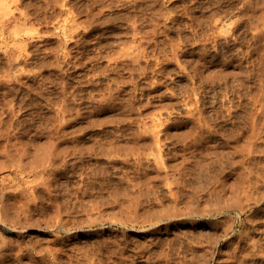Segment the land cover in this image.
Segmentation results:
<instances>
[{
  "label": "rangeland",
  "instance_id": "1",
  "mask_svg": "<svg viewBox=\"0 0 264 264\" xmlns=\"http://www.w3.org/2000/svg\"><path fill=\"white\" fill-rule=\"evenodd\" d=\"M15 1L17 0H0V6L2 8L7 6L6 4L12 6V8L11 6H7L9 10H7V7L5 9L0 7L2 10V12L1 10L0 12H5L4 14H6V11H9L7 13H13L14 15L13 16L11 14L10 16V14H6V18H0L1 21L3 20V24L0 22V25L2 26H0V43L4 40L2 45H0V70H4V75L3 72H0V145H2V148L0 146V153L2 154L6 150V152L3 153L4 155H2L3 157L0 154V170L3 171V173L5 172L6 175H12L11 177H14L16 174H18L15 171L17 164H20L22 160L23 166L25 165V167H23L24 178L27 179L29 177L28 179L31 178L30 180H32V178L33 180H38L40 175H42L40 171H43L48 173L44 175L45 173L42 172L44 181L47 183L51 181L49 187L50 190L46 192L43 191L42 188H39L37 191V199L34 201V203L32 202L33 204H31L30 213H33L31 229H27L18 236H16V233H8L0 230V235L2 237L8 236L7 239L12 241H20L24 245L33 247L32 253L35 256V260L33 259L32 262L31 259L26 256L22 259V264H42L40 262H43L44 264H85L86 262L87 264V261L90 262H88V264H95L97 262V264H110V262H108L109 257H111L109 259V261H112L111 264H124V262L125 264H127V262H130V264H147L146 262H148V264H152L153 262L155 264H181L178 263V260H180L182 264L183 262L185 264H264V258H262L264 257V201L259 206L254 207V209H251L247 212L244 211L247 205L254 203L253 200L264 197V185H262L264 183V179H262L264 176V167H261L264 165V150H262L264 148L262 147L264 146V59L262 58V56L264 57V0H18L16 3L19 5L14 6ZM3 2L7 3L3 5ZM10 8L11 10L14 9V11L12 10V12H10ZM65 12L69 15V17ZM18 13L22 14V16L20 17ZM154 13H160V17L157 14V18L156 14ZM23 14L25 15L23 16ZM1 16H3V14H1L0 17ZM65 16L67 18H64ZM154 17L155 24L153 23ZM9 18L11 20H9ZM12 18H15V20L17 19L16 25H21L22 22L23 24L26 22V24H22L21 29H19L20 27L16 29L19 25H15V28V20ZM74 18H76V20ZM65 19L66 21L64 22L63 20ZM131 19H134L132 23ZM18 20L21 21V23L18 22ZM133 22L135 26L138 22L136 26L137 28L135 26L133 28ZM70 23L72 25L74 23V25L72 26ZM153 24L155 25L154 28L156 30L152 28V26H154ZM62 26L63 28L66 27L65 30L62 28ZM74 26L79 27V29L76 28V33H74ZM67 27L69 29H72L73 27L72 31H74L73 33L76 35L74 36L71 33V30L70 32L67 31L69 30ZM150 29L155 32H151ZM15 30L18 31L15 32ZM213 30L215 31L213 32ZM135 31H137V33ZM142 31L147 32L143 33ZM219 31H221L220 33L222 34H220ZM225 31L228 32V34L224 35ZM134 32L137 36L134 34ZM215 32L219 33V35L217 34V36L213 34ZM14 33L20 34L16 35L17 39L16 36L14 37ZM61 33H63L64 36ZM66 33L68 38H65L67 37ZM132 33L133 36L135 35L133 38H131ZM140 33L142 34L141 36L139 35ZM146 33H148V36H146ZM210 33H212V35ZM143 34L146 35L144 36ZM139 37L140 39L142 37V39L140 40ZM212 38H214V41ZM215 38H217L218 41ZM68 40L69 42H67ZM77 40L79 42H77ZM131 40L134 42H131ZM138 40H140L139 43ZM15 41L19 42L17 43L18 45L20 42L22 43L25 41L23 42L24 46L19 45L20 47L15 48ZM126 41L129 42L130 45L127 46L128 43ZM141 41L143 44H146V47H138L139 45H142L140 43ZM30 42L33 43L31 44ZM125 42L127 44H125ZM178 42H180L179 45L177 44ZM24 43L26 44L27 48L25 47ZM75 43L78 44V47L75 45ZM27 44L29 46H27ZM133 44L138 47L139 50L136 47L134 49ZM172 44L173 47L171 48ZM124 45H126V47H124ZM176 45H178V48ZM72 47L74 48L72 49ZM3 48H5V50H3ZM24 48L26 49L24 50ZM62 48L64 49L62 50ZM127 48H133L129 50H133L134 54ZM141 49L142 52H139ZM20 50H23L24 52H21ZM120 50L121 52L123 51V54L119 53ZM127 50L132 53L131 57L129 55L130 53H127ZM171 50L173 52H171ZM11 51L15 52L12 53ZM17 51L20 54L16 53ZM96 51L99 52L98 54L100 56L96 54ZM153 51L155 52L154 54H152ZM59 53L63 56L62 59L59 58L61 57L58 55ZM141 53H143V58H140L142 56L138 55ZM121 54L123 56H128H124L125 61L123 60V56ZM23 55L25 56L23 57ZM68 55L70 56L68 57ZM73 55H75V57ZM137 55L139 57L138 59H140H137V63L139 65L135 61ZM165 55L167 57H165ZM17 56L21 57L18 58ZM52 56L54 58L56 57V60ZM171 56L173 59L169 58ZM79 57H81L82 60ZM156 57L158 62L155 60ZM131 58H134L133 60L135 65ZM71 60L76 61L73 62ZM121 63L124 65L125 69ZM13 64L15 65L14 67ZM125 64H128L127 67ZM79 65H81L83 68ZM117 65H120V67ZM145 65L147 66L145 67ZM76 66L78 68H76ZM143 66L145 68H143ZM3 67H6V69ZM56 67L57 70H54ZM139 69L140 73L138 72ZM141 69L146 70L141 71ZM240 70L243 72L245 71L244 75ZM248 70H251V72ZM19 71H21V76L18 74ZM141 72H145V74H142ZM5 73L7 77L5 76ZM251 74L254 75L252 76ZM48 75L50 77H48ZM130 75L132 76L131 78ZM3 76L6 77V80ZM70 76L72 77L70 78ZM15 77L20 79L17 80ZM120 77L123 79L122 81H120ZM54 78L55 80H53ZM52 81L55 82L52 84ZM57 82H60L58 83V87H56ZM108 91L111 94H108ZM61 93L65 96L63 95L62 97ZM62 98H64L65 101H63ZM103 101H105V103ZM60 102L64 104L62 105ZM65 103L68 107L65 105ZM54 104L56 105L55 107ZM60 107H62V112L59 109ZM64 107L67 109L65 110ZM259 107L261 108L259 109ZM67 111H69V113ZM64 112H66V115ZM14 115L17 116V118ZM61 115L65 116H62L61 119ZM255 115L258 119L255 117ZM251 117L254 121H251ZM247 118L249 119L247 120ZM52 119L56 122H54ZM60 119L62 121L65 119V122H62ZM152 120L154 122H152ZM162 121L164 124L160 123ZM256 123L258 124L256 125ZM156 125L157 128L154 127ZM250 130L252 133L251 136H253V144H250L251 147L249 146V143L251 142H247V140L252 139L251 137L248 139V136H250ZM155 134H157V136L160 138H158ZM5 142H7V144ZM46 142H49L47 144L55 145H53V152L51 145H49L51 147L50 148ZM3 143L8 145L6 146L8 149H6ZM41 144L46 149L44 148L43 150V148H41ZM158 144L161 145V147ZM244 144L248 145V149H246V151H244V147L246 146ZM115 145L117 148H115ZM28 146L29 148H27ZM158 146L160 148V152L162 153L157 152V150L159 151V148H157ZM3 147L5 148L4 150ZM108 147H111V149L108 150ZM162 147L163 150H161ZM229 147L234 151L235 156ZM17 148H20L21 150H18ZM237 148H239L240 152ZM33 149L35 150L33 151ZM48 150L51 153L59 154H54L53 156V154L50 153L52 158H45L50 156H48ZM76 150L79 151L77 152ZM251 150L255 152L252 153ZM259 150L262 151L260 152ZM248 151L249 160L247 166L249 169H239V171H244H241L242 175L240 176L239 173L241 174V172L235 170L234 166H237V164H235L233 161L236 157V154L239 155L243 154L244 152V154H246ZM9 152L13 154H10ZM21 152H24L25 155L21 154ZM44 152H47V156ZM109 152H111L112 156L109 155ZM42 154H44V156H42ZM158 154L161 157H159ZM154 155L155 157H153ZM11 156L13 157L11 158ZM31 156L36 160L30 158ZM19 157L21 158L18 162ZM27 157L29 158L27 159ZM13 158L15 160L18 158L16 160V164H14L15 161ZM39 158L41 160H39ZM155 158L159 160H154ZM37 159L41 162L39 163ZM62 159L63 162L61 164ZM110 159L114 160L112 161ZM220 159L224 160L222 161ZM225 159H228L229 161ZM230 160L232 162H230ZM7 162L10 164L8 163L6 169L5 166ZM208 162L209 164H207ZM43 163L48 164L46 166ZM49 163L52 164L53 167L49 166ZM87 164H89V166ZM249 164L251 166H249ZM37 166H41V170L40 168L37 169ZM209 166L212 167L210 168ZM213 166H215V168ZM8 167H10V169ZM85 168L88 171L85 170ZM91 168L99 170L97 171L98 174L94 169H92L94 171H91ZM75 169L78 170L75 171ZM232 169L233 171H231ZM68 170L70 172H68ZM101 170L102 172H100ZM1 171L0 177L3 175L6 176ZM211 172L215 175H211ZM251 172H253V174H251ZM258 172L263 175L261 178ZM33 174H36V176L38 175V178L34 177ZM247 174L249 176L252 175L251 177L253 179L251 177V179H249ZM46 176H49L47 177L49 180L46 178ZM55 178L56 180H54ZM164 178L166 180L163 182ZM216 179V183L213 182ZM93 180H95V182ZM218 180L223 183L221 184V182H218ZM54 181L58 182H56L57 186ZM245 181H247V183ZM250 181L251 183L255 182V184L252 183V185H255L254 187L251 185ZM165 182L166 184H164ZM243 182L246 184V186L250 184L249 187L252 186L251 189L256 191L254 192L253 190H250V195L252 194L251 197L253 198H248L249 201H246L245 195H242L244 188L242 189L241 187H246L244 184H242ZM232 183H236L238 186L232 185ZM226 185L228 187H226ZM149 187H151L152 190H150L151 188L149 189ZM224 187L229 190L227 191ZM53 188L54 190H52ZM168 189H172L171 191L173 193H171V191L168 192ZM51 191L55 192L53 193ZM77 191L79 193H77ZM230 191L231 193H229ZM232 191L234 192L232 193ZM237 193H242V199H239L241 196L239 197L240 194L237 195ZM233 195H235L236 203L233 204L234 210L232 209L226 213L225 218L229 222L231 219L236 221L234 231L225 238L224 244L220 245L219 238L223 232L219 230L220 228H218V226L216 227L214 224L217 223V220L219 221L222 218L220 215L215 214L214 216H211L210 219H208L209 217L206 218L204 216L198 215V212L202 210V213H207L209 211L218 213V208L220 207L219 205L231 202L232 200L230 199H232ZM172 196H174V198ZM133 197L134 199H132ZM236 197L238 200H236ZM135 198H137V200L139 198V201H135ZM186 201H190L192 204L190 202L187 203ZM196 201H199L198 206H196ZM216 201L219 202L216 203ZM131 202L133 203L132 207ZM136 202L138 205H136ZM207 203L209 204V208L212 205L210 209H208V206H206L208 205ZM58 205L59 207H57ZM90 205L96 210H99L94 212L95 209H92ZM97 205L99 206L97 207ZM169 205L170 207L173 205V208L175 207L174 209L177 211L172 208L174 211L173 212L170 207L166 208V206ZM183 205L188 208V213L185 211L187 208L184 207L185 209H183ZM47 206L48 208H46ZM87 207H89V209ZM160 207H163V209ZM177 207H179V210ZM191 207H193V209ZM242 208H244L243 212L240 211ZM90 209L92 212L89 211ZM180 209H183V211H180ZM51 210H54L53 212L55 214L57 212L60 214L63 210L61 213L62 215L57 213L56 216L58 217L56 220H54L55 215H53L54 213ZM13 211V209L10 210V212L15 215L16 212L14 211L13 213ZM90 212L93 213V215L96 212L99 213H96L93 216ZM128 215H131L132 219L134 217V220H129L131 216ZM152 216L155 219H152ZM58 218L59 220H57ZM41 219L44 221L43 223L41 222ZM98 219H101V222H99ZM126 219L128 221H126ZM50 220L55 223L54 227L52 226L54 224ZM78 221L80 223H77ZM94 221L95 223H93ZM132 221L134 222L132 223ZM211 221L214 222V224L211 223ZM35 222L36 224H34ZM45 222L46 225L43 226L42 224H45ZM63 222L65 225H62ZM48 223L51 225V227H49L50 225L47 226ZM58 224L60 225L58 226ZM35 225L41 226H37L38 228H36ZM70 225L72 226L68 228ZM140 227L145 228V231L139 232L134 229ZM248 228H254L251 233L255 238L257 248L251 249L255 252V255L249 253V256L251 255L250 258L246 255L248 258H242L241 260L236 261L232 260V262L230 259L234 254L233 248L238 242L237 235L239 234V231ZM199 234L201 235L199 236ZM231 234H234L235 236H230ZM198 236L199 238H203H200L202 241L198 239ZM12 237H14V239H12ZM191 238H193V241ZM208 238L210 243L207 242ZM211 238L213 239V242ZM57 239L58 241H56ZM182 239L184 240L182 241ZM185 241L188 242V244ZM39 242L41 244H39ZM112 242H115V244ZM183 242L186 244L184 245ZM101 243L103 245H101ZM111 243L114 246L116 245V247H114ZM180 243L181 248L183 247V250L180 248ZM140 244H143V247H140ZM189 244L191 248L188 247ZM174 245H176L175 248ZM194 245L197 247V249ZM46 246H48V248ZM198 246L203 248L200 249ZM241 246H243V244H241ZM90 247H92L91 250ZM136 247L138 248L137 250ZM160 247L162 250L164 249V255L162 254ZM132 248H135V250ZM208 248L211 249L212 252H210ZM243 248L247 252L250 250L247 246ZM92 249L94 250L92 251ZM110 249L117 250V253L115 255L111 254L109 252ZM175 249H179L178 251L181 250L180 253L175 251ZM85 251L87 253H85ZM118 251H120L119 253L122 256L118 253ZM82 252L84 254H82ZM93 252H95V254ZM150 252L154 256H151ZM159 252L161 255L158 254ZM53 253L56 255L55 257H53ZM91 253L94 254V256ZM144 253L146 256L148 253L147 259H145L146 256ZM42 254L45 256L43 257ZM58 254H61L62 256ZM87 254H89V256H87ZM130 254H132V256ZM157 254L158 257L156 258L155 256ZM78 255L82 260L76 259V256ZM143 256H145V258ZM13 257H3L5 260H0V264L5 261L8 264H13ZM58 257H60V260H58ZM92 257H95V259H92ZM105 257H107V259ZM68 258L75 262L73 263ZM67 259L70 262H67ZM113 259L114 261L116 260L115 263H113ZM190 259L192 260L189 261ZM23 261L28 262L26 263ZM175 261L177 263H175Z\"/></svg>",
  "mask_w": 264,
  "mask_h": 264
},
{
  "label": "bare ground",
  "instance_id": "2",
  "mask_svg": "<svg viewBox=\"0 0 264 264\" xmlns=\"http://www.w3.org/2000/svg\"><path fill=\"white\" fill-rule=\"evenodd\" d=\"M12 1H13V0H12ZM20 1H21V0H20ZM9 2H10V1H9ZM16 2H18V0L14 2V4H15L14 6H16V5L18 6V5H19V4H17ZM5 3H7V2H5ZM5 3L3 2V5H4ZM19 3H20V2H19ZM20 4H21V3H20ZM6 5H7V6H11V5H9V4H6ZM12 5H13V3H12ZM7 6H4V8H2L1 6H0V7H1L2 9H5ZM11 8H12V6H11ZM11 8H10V10H11ZM16 8H17V7H16ZM89 9H90V8H89ZM0 10H1V9H0ZM7 10H9L8 7H7ZM12 10L14 11V9H12ZM12 10H11L10 12H12ZM68 10H69V9H68ZM4 11H6V10H4ZM1 12H2V10H1ZM1 12H0V13H1ZM7 12H9V11H6V14L9 15L10 13H7ZM62 12H63V11H62ZM67 12H68V11H67ZM4 13H5V12H4ZM4 13H1V14H3V16L0 17L1 19H2V17H3V18H4V17L6 18L7 15L4 14ZM21 13H22V12H21ZM65 13H66V12H65ZM1 14H0V15H1ZM11 14L13 15V13H11ZM11 14H10V16H11ZM66 14H67V13H66ZM154 14H156V13H154ZM157 14H158V13H157ZM157 14H156V16H157ZM4 15H5V16H4ZM18 15H20V17L22 16V14H19V13H18ZM24 15H25V14H23V16H24ZM67 15H68V14H67ZM67 15H66V16H67ZM73 15H74V14H73ZM158 15H159V17H160V13H159ZM13 16H14V15H13ZM66 16H65L64 18H67ZM68 17H69V15H68ZM73 17H74V16H73ZM16 18H17V17H16ZM24 18H25V17H24ZM24 18H23V19H24ZM71 18H72V17H71ZM76 18H77V16H76ZM76 18H74V19L76 20ZM157 18H158V16H157ZM12 19H13V18H12ZM18 19H19V18H18ZM25 19H26V18H25ZM25 19H24V20H25ZM134 19H136V18H134ZM134 19H133V20H134ZM154 19H155V17L153 18V23L155 24ZM9 20H11V19L9 18ZM9 20H7V21H9ZM13 20H15V18H14ZM13 20H12V22H13ZM16 20H17V19H16ZM16 20L14 21L15 23L13 22V23H14V27H15V25H16ZM19 20H21V19H19ZM19 20H18V22L21 23L22 20H21V21H19ZM26 20H27V19H26ZM69 20H70V19H69ZM72 20H73V19H72ZM72 20H71V22H72ZM133 20L131 19V23H132ZM2 21H3V20H2ZM2 21L0 20V22H2ZM4 21H5V20H4ZM7 21H6V23H7ZM63 21L65 22L66 19L63 20ZM136 21H137V20H136ZM155 21H156V20H155ZM157 21H158V20H157ZM67 22H68V19H67ZM73 22H74V20H73ZM134 22H135V21H134ZM134 22H133V28H134V26H135V25H134ZM6 23H5V24H6ZM74 23H75V22H74ZM74 23H73V25H74ZM76 23H77V21H76ZM2 24H3V22H2ZM11 24H12V23H11ZM11 24H10V25H11ZM22 24H23V22L21 23V25H22ZM25 24H26V22H24L23 25H25ZM64 24H65V23H64ZM137 24H138V22H137ZM137 24H136V26H137ZM151 24H152V23H151ZM154 24H153V25H154ZM17 25H19V26H17ZM17 25H16L17 28H16V27H15V28L18 29V27H20L19 29H21V25H20V24H17ZM68 25H69V24H68ZM70 25H72V24L70 23ZM73 25H72V26H73ZM0 26H1V25H0ZM3 26H4V25H3ZM7 26H8V25H7ZM64 26H65V25H64ZM75 26H76V25H75ZM75 26H74V27H75ZM136 26H135V27H136ZM156 26H157V24H156ZM1 27H2V26H1ZM129 27H130V26H129ZM154 27H155V25L152 26V28H154ZM62 28H63V26H62ZM62 28H61V30H62ZM65 28H66V27H65ZM65 28H63V29L65 30ZM67 28H68V27H67ZM76 28L79 29V27H75V28H74V29H75V30H74L75 32L72 31V30H73V27H72V29H69V28H68L69 30H67V31L70 32V30H71V31H72L71 33L74 35V33H76ZM130 28H131V27H130ZM136 28H137V27H136ZM140 28H141V26H140ZM152 28H151V29H152ZM8 29H9V28H8ZM131 29H132V28H131ZM151 29H150V30H151ZM6 30H7V29H6ZM58 30H59V29H58ZM135 30H136V29H135ZM152 30H153V29H152ZM152 30H151V32H155V31H152ZM154 30H156V29L154 28ZM8 31H9V30H8ZM16 31H18V30H15V32H16ZM21 31H22V30H21ZM67 31H66V32H67ZM133 31H134V29H133ZM133 31H132V32H133ZM138 31H139V30H138ZM140 31H141V30H140ZM214 31H215V30H213V32H214ZM4 32H5V31H4ZM4 32H3V33H4ZM69 32H68V33H69ZM73 32H74V33H73ZM88 32H89V31H88ZM135 32L137 33V31H135ZM135 32H134V34L136 35ZM142 32H143V31H142ZM145 32H147V31H145ZM145 32H143V33H145ZM220 32H221V31H219V33H220ZM222 32H223V31H222ZM3 33H2V34H3ZM78 33H79V30H78ZM80 33H81V32H80ZM129 33H130V32H129ZM138 33H139V32H138ZM219 33L215 32V33H213V34H215V35L218 34V35H219ZM14 34H15V33H14ZM59 34H60V33H59ZM61 34L63 35V33H61ZM72 34H71V35H72ZM125 34H126V33H125ZM146 34H147V35H146ZM146 34H145V35L148 36V33H146ZM210 34L212 35V33H210ZM220 34H222V33H220ZM225 34H228V32L225 31V32H224V35H225ZM16 35H20V34H17V33H16V34L14 35V37H15ZM66 35H67V33H66ZM75 35H76V34H75ZM75 35H74V36H75ZM89 35H90V34H89ZM126 35H127V34H126ZM130 35H131V34H130ZM135 35H134V36H135ZM139 35L141 36L142 34L140 33ZM143 35H144V34H143ZM145 35H144V36H145ZM211 35H209V36H211ZM218 35H217V36H218ZM0 36H1V33H0ZM33 36H34V35H33ZM63 36H64V35H63ZM69 36H70V34H69ZM124 36H125V35H124ZM128 36H129V35H128ZM128 36H127V38H128ZM131 36H132V37H131ZM131 36H130L131 38L134 37V36H133V33H132ZM136 36H137V35H136ZM144 36H143V40H144ZM220 36H221V35H220ZM3 37H4V36H3ZM21 37H22V36H21ZM58 37H59V36H58ZM71 37H72V36H71ZM71 37H70V38H71ZM85 37H86V36H85ZM108 37H109V36H108ZM223 37H224V36H223ZM1 38H2V37H1ZM65 38H68V35H67V37H65ZM65 38H64V39H65ZM145 38H146V37H145ZM235 38H236V37H235ZM16 39H17V36H16ZM46 39H47V38H46ZM48 39H49V38H48ZM71 39H72V38H71ZM74 39H75V38H74ZM78 39H79V38H78ZM135 39H137V38H135ZM139 39H140V37H139ZM141 39H142V37H141ZM141 39H140V40H141ZM212 39H213V41H214V38H212ZM215 39L217 40V38H215ZM75 40H76V39H75ZM128 40H129V39H128ZM140 40H138V43H139ZM231 40H232V39H231ZM236 40H237V39H236ZM0 41H1V40H0ZM3 41H4V40H3ZM3 41H2V42H3ZM18 41H19V40H18ZM64 41H66V40H64ZM80 41H81V40H80ZM213 41H212V42H213ZM217 41H218V40H217ZM228 41H229V39H228ZM2 42L0 43V45H2ZM15 42H16V44L19 43V42H17V41H15ZM23 42H25V41H23ZM23 42H22V43L20 42L19 45H23ZM26 42H27V41H26ZM47 42H48V41H47ZM67 42H69V40H68ZM70 42H71V40H70ZM77 42H79V41L77 40ZM126 42H127V41H126ZM126 42H125V44L128 43L127 46L130 45L129 42H127V43H126ZM131 42H134V41L131 40ZM131 42H130V43H131ZM143 42H144V41H143ZM30 43H31V42H30ZM32 43H33V42H32ZM32 43H31V44H32ZM59 43H60V41H59ZM138 43H137V44H138ZM140 43H141L142 45H139V44H138V45H139L138 47H140V46H143V47L145 46V47H146V44H143L142 41H141ZM5 44H6V43H5ZM14 44H15V43H14ZM16 44L14 45L15 48H16V47H20L18 44H17L18 46H17ZM24 44H25V43H24ZM28 44H29V43H28ZM28 44H27V46L31 45V44H29V45H28ZM66 44H68V43H66ZM109 44H110V43H109ZM177 44L179 45L180 42H178ZM75 45H77V47H78V44L75 43ZM131 45H132V43H131ZM133 45H134V44H133ZM135 45H136V43H135ZM135 45H134V49H135V47H136ZM148 45H149V43H148ZM178 45H176L177 48H178ZM220 45H221V44H220ZM224 45H225V44H224ZM10 46H11V44H10ZM23 46H24V45H23ZM69 46H70V44H69ZM69 46H68V47H69ZM106 46H107V45H106ZM222 46H223V45H222ZM25 47H26V44H25ZM58 47H59V46H58ZM65 47H66V46H65ZM124 47H126V45H124ZM130 47H131V46H130ZM138 47H136V48H138ZM143 47H142V48H143ZM172 47H173V44L171 45V48H172ZM180 47H181V46H180ZM180 47H179V48H180ZM214 47H215V45H214ZM218 47H219V46H218ZM223 47H225V46H223ZM11 48H12V47H11ZM26 48H27V47H26ZM26 48H24V50H25ZM59 48H60V47H59ZM59 48H58V49H59ZM66 48H67V47H66ZM70 48H71V47H70ZM73 48H74V47H72V49H73ZM85 48H86V47H85ZM140 48H141V47H140ZM226 48H227V47H226ZM58 49H57V50H58ZM63 49H64V48H62V50H63ZM68 49H69V48H68ZM123 49H125V48H123ZM123 49H121V50H123ZM127 49H128V48H127ZM129 49H133V48H129ZM129 49H128V50H129ZM222 49H223V48H222ZM224 49H225V48H224ZM228 49H229V48H228ZM3 50H5V48H3ZM6 50H7V49H6ZM87 50H88V49H87ZM87 50H86V51H87ZM121 50H120L119 53H122V54H123V51L121 52ZM128 50H127V53L130 51V52H132V53L134 54V51H133V50H129V51H128ZM138 50H139V48H138ZM144 50H145V48H144ZM144 50H143V53H144ZM172 50H173V49H172ZM172 50H171V52H173ZM179 50H180V49H179ZM215 50H217V49H215ZM226 50H227V49H226ZM262 50H263V48H262ZM20 51H21V50H20ZM22 51H23V50H22ZM22 51H21V52H22ZM64 51H65V50H64ZM68 51H69V50H68ZM83 51H84V50H83ZM136 51H137V50H136ZM146 51H147V50H146ZM155 51H156V50H155ZM11 52L13 53V52H15V51H11ZM23 52H24V51H23ZM26 52H27V51H26ZM26 52H25V54H26ZM59 52H60V51H59ZM61 52H62V51H61ZM87 52H88V51H87ZM87 52H86V53H87ZM92 52H93V51H92ZM125 52H126V51H125ZM125 52H124V53H125ZM130 52H129V53H130ZM139 52H142V49H141ZM160 52H161V51H160ZM176 52H177V49H176ZM178 52H179V51H178ZM5 53H6V52H5ZM16 53H18V51H17ZM68 53H69V52H68ZM80 53H81V51H80ZM82 53H83V52H82ZM98 53H99V52L96 51V54H98ZM127 53H126V54H127ZM129 53H128V54H129ZM132 53L129 54L130 57L132 56ZM143 53L138 54V55H139V56H140V55L142 56ZM145 53H146V52H145ZM154 53H155V52L153 51L152 54H154ZM161 53H162V52H161ZM161 53H160V54H161ZM174 53H175V52H174ZM263 53H264V52H263ZM9 54H10V53H9ZM18 54H20V53H18ZM65 54H66V53H65ZM65 54H64V55H65ZM72 54H73V53H72ZM100 54H101V53H100ZM117 54H118V53H117ZM122 54H121V55H122ZM135 54H136V52H135ZM176 54H177V53H176ZM7 55H8V52H7ZM58 55L61 56V57H59L60 59L63 58V56H62L60 53H59ZM70 55H71V54H70ZM70 55H68V57H69ZM75 55H76V54H75ZM75 55H73V56L75 57ZM98 55H99V54H98ZM138 55H137V58H136V60H135L136 63H137V59L139 58ZM145 55H146V54H145ZM215 55H216V54H215ZM248 55H249V54H248ZM262 55H263V54H262ZM12 56H13V54H12ZM14 56H15V54H14ZM21 56H22V55H21ZM21 56H19V57H21ZM24 56H25V55H23V57H24ZM26 56H27V54H26ZM86 56H87V55H86ZM99 56H100V55H99ZM122 56H123V55H122ZM124 56L128 57L127 55H124ZM124 56L122 57L123 60H124ZM133 56H134V55H133ZM135 56H136V55H135ZM147 56H148V55H147ZM147 56H145V57H147ZM155 56H156V55H155ZM163 56H164V55H163ZM172 56H173V55H172ZM172 56L169 57V58H172V59H173ZM176 56H177V55H176ZM246 56H247V55H246ZM5 57H6V56H5ZM9 57H10V56H9ZM15 57H16V56H15ZM15 57H14V58H15ZM17 57H18V56H17ZM19 57H18V58H19ZM52 57H53V56H52ZM64 57H65V56H64ZM77 57H78V56H77ZM95 57H96V56H95ZM118 57H119V56H118ZM143 57H144V56H142V57H140V58H143ZM165 57H167V56L165 55ZM217 57H218V56H217ZM27 58H28V57H27ZM53 58H54V57H53ZM66 58H67V57H66ZM79 58H81V57H79ZM79 58H78V59H79ZM82 58H83V56H82ZM82 58H81V60H82ZM85 58H86V57H85ZM120 58H121V56H120ZM160 58H161V57H160ZM177 58H178V57H177ZM262 58L264 59L263 56H262ZM15 59H16V58H15ZM20 59H22V58H20ZM23 59H24V58H23ZM54 59L56 60V57H55ZM64 59H65V58H64ZM71 59H72V58H71ZM73 59H74V58H73ZM75 59H76V58H75ZM78 59H77V60H78ZM115 59H116V57H115ZM125 59H126V58H125ZM127 59H128V58H127ZM133 59H134V58H133ZM133 59L131 58V60H133ZM172 59H169V60H172ZM174 59H175V58H174ZM218 59H219V58H218ZM260 59H261V58H260ZM18 60H19V59H18ZM26 60H27V59H26ZM26 60H25V61H26ZM55 60H54V61H55ZM69 60H70V59H69ZM79 60H80V59H79ZM81 60H80V61H81ZM120 60H121V59H120ZM129 60H130V59H129ZM131 60H130V61H131ZM138 60H140V59H138ZM155 60L158 62L157 57L155 58ZM261 60H262V59H261ZM7 61H8V60H7ZM7 61H5V62H7ZM60 61H61V60H60ZM63 61H65V60H63ZM71 61L75 62L76 60H75V61H74V60H71ZM80 61H78V62L81 63ZM124 61H125V60H124ZM160 61H161V60H160ZM162 61H163V60H162ZM164 61H165V59H164ZM167 61H168V60H167ZM22 62H23V61H22ZM55 62H56V61H55ZM114 62H115V61H114ZM117 62H118V61H117ZM120 62H121V61H120ZM120 62H119V63H120ZM132 62L134 63V60H133ZM140 62H141V61H140ZM140 62H139V63H140ZM2 63H3V62H2ZM53 63H54V62H53ZM85 63H86V62H85ZM85 63H84V65H85ZM124 63H125V62H124ZM126 63H128V62H126ZM147 63H148V62H147ZM160 63H161V62H160ZM165 63H166V62H165ZM167 63H168V62H167ZM169 63H171V62H169ZM173 63H174V62H173ZM173 63H172V64H173ZM51 64H52V63H51ZM68 64H70V63H68ZM71 64H73V63H71ZM76 64H77V63H76ZM82 64H83V62H82ZM121 64H122V63H121ZM129 64H130V62H129ZM137 64H138V63H137ZM157 64H159V63H157ZM161 64H162V63H161ZM4 65H5V63H4ZM66 65H67V64H66ZM77 65H78V64H77ZM114 65H115V64H114ZM122 65H123V64H122ZM125 65H126V67H127L128 64H125ZM131 65H132V64H131ZM134 65H135V63H134ZM138 65H139V64H138ZM6 66H7V65H6ZM14 66H15V65L13 64V67H14ZM61 66H62V62H61ZM79 66H81V65H79ZM109 66H110V65H109ZM117 66L120 67V65H117ZM146 66H147V65H145V67H146ZM0 67H1V66H0ZM59 67H60V66H59ZM71 67H72V66H71ZM81 67H82V66H81ZM130 67H131V66H130ZM133 67H134V66H133ZM133 67H132V68H133ZM141 67H142V64H141ZM145 67L143 66V68H145ZM148 67H149V66H148ZM158 67H159V66H158ZM163 67H164V65H163ZM3 68H4V67H3ZM54 68H55V67H54ZM64 68H65V66H64ZM76 68H78V67L76 66ZM79 68H80V67H79ZM82 68H83V67H82ZM123 68H124V65H123ZM132 68H131V69H132ZM136 68H137V66H136ZM177 68H178V67H177ZM177 68H176V69H177ZM4 69H6V67H5ZM7 69H8V67H7ZM69 69H70V68H69ZM113 69H114V68H113ZM121 69H122V68H121ZM124 69H125V68H124ZM128 69H129V67H128ZM134 69H135V68H134ZM158 69H159V68H158ZM162 69H163V68H162ZM178 69H179V68H178ZM247 69H249V68H247ZM254 69H255V68H254ZM1 70H2V69H1ZM1 70H0V72L2 73L4 70H2V71H1ZM19 70H20V69H19ZM23 70H24V68H23ZM54 70H57V67H56V69H54ZM62 70H64V69H62ZM111 70H112V69H111ZM119 70H120V69H119ZM119 70H118V71H119ZM136 70H137V69H136ZM136 70H135V71H136ZM143 70H144V69H141V71H143ZM145 70H146V69H145ZM145 70H144V71H145ZM159 70H160V69H159ZM163 70H164V69H163ZM179 70H180V69H179ZM24 71H25V70H24ZM24 71H22V72H24ZM177 71H178V70H177ZM240 71H242V70H240ZM248 71L251 72V70H248ZM253 71H254V70H253ZM6 72H7V71H6ZM20 72H21V71H19L18 74H20ZM58 72H59V71H58ZM66 72H67V71H66ZM66 72H65V73H66ZM112 72H113V71H112ZM131 72H132V71H131ZM138 72L140 73V69H139ZM138 72H137V73H138ZM15 73H16V72H15ZM103 73H104V72H103ZM116 73H117V72H116ZM141 73H142V74H145V72H144V73L141 72ZM244 73H245V71H244V72L242 71V74H243V75H244ZM247 73H248V72H247ZM263 73H264V71H263ZM9 74H10V73H9ZM23 74H24V73H23ZM112 74H113V73H112ZM118 74H119V73H118ZM135 74H136V73H135ZM248 74H249V73H248ZM3 75H4V72H3ZM14 75H15V74H14ZM16 75H17V73H16ZM49 75H50V74H49ZM49 75H48V77H50ZM64 75H65V74H64ZM66 75H67V74H66ZM68 75H69V74H68ZM131 75H132V74H131ZM131 75H130V78L132 77ZM147 75H148V73H147ZM251 75L253 76L254 74H251ZM5 76H6V73H5ZM20 76H21V74H20ZM23 76H24V75H23ZM58 76H59V75H58ZM133 76H134V75H133ZM246 76H247V75H246ZM246 76H245V77H246ZM3 77H4V76H3ZM6 77H7V76H6ZM6 77H4L5 80H6ZM8 77H9V76H8ZM10 77H11V76H10ZM12 77H13V75H12ZM61 77H62V76H61ZM67 77H68V76H67ZM71 77H72V76H70V78H71ZM15 78H17V77H15ZM120 78H121V77H120ZM120 78H119V79H120ZM247 78H248V77H247ZM250 78H251V77H250ZM12 79H13V78H12ZM18 79H20V78H17V80H18ZM56 79H57V78H56ZM66 79H67V78H66ZM114 79H115V78H114ZM8 80H9V78H8ZM51 80H52V79H51ZM53 80H55V78H54ZM122 80H123V79L121 78L120 81H122ZM130 80H131V79H130ZM132 80H133V79H132ZM243 80H244V78H243ZM246 80H247V79H246ZM249 80H250V79H249ZM3 81H4V79H3ZM61 81H62V80H61ZM68 81H69V80H68ZM116 81H117V80H116ZM134 81H135V80H134ZM4 82H5V81H4ZM7 82H8V81H7ZM12 82H13V81H12ZM19 82H20V81H19ZM53 82H55V81H52V84H53ZM62 82H64V81H62ZM58 83H60V82H57V86H56V87H58ZM3 84H4V83H3ZM5 84H6V83H5ZM7 84H8V83H7ZM13 84H14V83H13ZM107 84H108V83H107ZM242 84H244V83H242ZM8 85H9V84H8ZM54 85H55V84H54ZM64 85H65V83H64ZM66 85H67V84H66ZM113 85H114V84H113ZM113 85H112V87H113ZM157 85H158V83H157ZM68 86H69V84H68ZM68 86H67V88H68ZM106 86H107V85H106ZM115 86H116V85H115ZM117 86H118V84H117ZM154 86H155V85H154ZM242 86H243V85H242ZM64 87H65V86H64ZM69 87H70V86H69ZM8 88H9V87H8ZM110 88H111V87H110ZM110 88H109V89H110ZM154 88H155V87H154ZM10 89H11V88H10ZM60 89H61V87H60ZM69 89H70V88H69ZM112 89H113V88H112ZM8 91H9V90H8ZM10 91H11V90H10ZM109 91H110V90H109ZM109 91H108V94H111V93H109ZM60 92H61V91H60ZM63 92H64V91H63ZM67 92H69V91H67ZM6 93H7V92H6ZM64 93H65V92H64ZM70 93H71V92H70ZM61 95H62V97H63L64 94L61 93ZM64 96H65V95H64ZM58 97H60V96H58ZM52 98H53V97H52ZM64 98H65V97H64ZM64 98H62L63 101H65ZM66 98H67V96H66ZM70 98H71V97H70ZM74 98H76V97H74ZM74 98H73V99H74ZM80 98H81V97H80ZM170 98H171V97H170ZM82 99H83V98H82ZM49 100H50V99H49ZM60 100H61V99H60ZM76 100H77V99H76ZM78 100H79V98H78ZM66 101H68V100H66ZM109 101H110V100H109ZM258 101H259V100H258ZM50 102H51V101H50ZM56 102H57V101H56ZM56 102H55V103H56ZM103 102L105 103V101H103ZM254 102H255V100H254ZM256 102H257V101H256ZM60 103H61V102H60ZM74 103H75V102H74ZM81 103H82V102H81ZM81 103H80V104H81ZM258 103H259V102H258ZM46 104H47V103H46ZM51 104H52V103H51ZM61 104H62V103H61ZM63 104H64V103H63ZM63 104H62V105H63ZM67 104H68V103H67ZM80 104H79V105H80ZM148 104H149V101H148ZM57 105H58V104H57ZM65 105H66V103H65ZM75 105H77V104H75ZM113 105H115V104H113ZM113 105H112V106H113ZM55 106H56V105L54 104V107H55ZM66 106H67V105H66ZM77 106H78V105H77ZM80 106H81V105H80ZM185 106H186V105H185ZM62 107H63V106H62ZM62 107H60L59 109L61 110ZM67 107H68V106H67ZM70 107H71V106H70ZM70 107H69V108H70ZM73 107H74V106H73ZM49 108H50V107H49ZM64 108H65V107H64ZM64 108H63V109H64ZM260 108H261V107H259V109H260ZM66 109H67V108H65V110H66ZM76 109H77V108H76ZM60 110H59V111H60ZM68 110H69V109H68ZM70 110H71V109H70ZM54 111H55V110H54ZM72 111H73V110H72ZM75 111H76V110H75ZM57 112H58V110H57ZM61 112H62V110H61ZM67 112L69 113V111H67ZM76 112H77V111H76ZM78 112H79V108H78ZM78 112H77V113H78ZM55 113H56V112H55ZM64 113H65V115H66V112H64ZM56 114H57V113H56ZM62 114H63V113H62ZM75 114H76V113H75ZM15 115H16V114H15ZM15 115H14V116H15ZM17 115H18V114H17ZM57 115H58V114H57ZM65 115H61L60 118L62 119V116L64 117ZM78 115H79V114H78ZM78 115H77V116H78ZM19 116H20V115H19ZM69 116H71V115H69ZM239 116H240V115H239ZM239 116H238V117H239ZM15 117L17 118V116H15ZM255 117H256V115H255ZM66 118H67V117H66ZM70 118H71V117H70ZM159 118H160V117H159ZM256 118H257V117H256ZM11 119H12V118H11ZM18 119H19V118H18ZM18 119H17V120H18ZM61 119H60V120H61ZM154 119H156V118H154ZM154 119H153V120H154ZM160 119H161V118H160ZM199 119H200V118H199ZM248 119H249V118H247V120H248ZM257 119H258V118H257ZM52 120H53V119H52ZM64 120H65V119H64ZM64 120H63V121H64ZM68 120H69V119H68ZM71 120H72V119H71ZM74 120H75V119H74ZM153 120H152V122L155 121V120H154V121H153ZM162 120H163V119H162ZM165 120H166V119H165ZM167 120H169V119H167ZM5 121H6V120H5ZM9 121H10V120H9ZM27 121H28V120H27ZM45 121H46V120H45ZM53 121H54V120H53ZM61 121H62V120H61ZM63 121H62V122H63ZM156 121H158V120H156ZM251 121H254V120L252 119V117H251ZM251 121H250V122H251ZM258 121H259V120H258ZM1 122H2V119H1ZM16 122H18V121H16ZM21 122H22V121H21ZM21 122H20V123H21ZM54 122H56V121H54ZM64 122H65V121H64ZM165 122H166V121H165ZM198 122H199V121H198ZM256 122H257V120H256ZM11 123H12V122H11ZM40 123H43V122H40ZM44 123H46V122H44ZM160 123H163V121L160 122ZM160 123H159V124H160ZM15 124H17V123H15ZM57 124H58V123H57ZM156 124H157V122H156ZM163 124H164V123H163ZM163 124H161V125H163ZM252 124H253V123H252ZM257 124H258V123H256V125H257ZM0 125H1V124H0ZM59 125H60V124H59ZM157 125H158V124H157ZM157 125L154 126V127L157 128ZM152 128H153V127H152ZM156 131H157V130H156ZM158 132H159V131H158ZM229 132H231V131H229ZM156 133H157V132H156ZM247 133H248V132H247ZM247 133H246V134H247ZM157 134H159V133H157ZM157 134H155V135L157 136ZM251 134H252V133H251V130H250V136H248V139H250L249 137H251V138L253 137V136H251ZM156 136H155V137H156ZM244 136H245V135H244ZM157 137L160 138L159 136H157ZM158 138H157V140H158ZM250 140H251V141H250ZM250 140H247V142H248V143L251 142V143H249V146L251 147L250 144H253V143H252V142H253V141H252L253 138L250 139ZM50 141H51V140H50ZM244 141H245V140H244ZM244 141H243V142H244ZM263 141H264V139H263ZM54 142H55V141H54ZM156 142H157V141H156ZM225 142H226V141H225ZM5 143L7 144V142H5ZM22 143H23V142H22ZM22 143H21V144H22ZM47 143H49V142H46V144H47ZM52 143H53V141H52ZM57 143H58V141H57ZM160 143H161V141H160ZM3 144H4V143H3ZM8 144H10V143H8ZM12 144H14V143H12ZM17 144H18V143H17ZM17 144H16V145H17ZM44 144H45V143H44ZM98 144H99V143H98ZM103 144H104V143H103ZM107 144H108V143H107ZM107 144H106V146H107ZM110 144H111V143H110ZM112 144H113V143H112ZM156 144H157V143H156ZM263 144H264V143H263ZM4 145H5V144H4ZM4 145H3V146H4ZM18 145H19V144H18ZM18 145H17V146H18ZM26 145H27V144H26ZM37 145H38V144H37ZM41 145H42V144H41ZM47 145H48V146L51 145V147H52V149H53V145H54V144H47ZM56 145H58V144H56ZM59 145H60V144H59ZM96 145H97V144H96ZM96 145H95V146H96ZM158 145H159V144H158ZM244 145H246V146L244 147V151H246V149H248V145H247V144H244ZM256 145H258V144H256ZM0 146H1V148H2V145H0ZM6 146H8V145H5V147H6ZM9 146H10V145H9ZM11 146H12V145H11ZM22 146H23V144H22ZM29 146H30V145H29ZM29 146H28L27 148H29ZM44 146H45V145H44ZM54 146H55V145H54ZM108 146H109V145H108ZM115 146H116V145H115ZM159 146L161 147V145H159ZM159 146H158L157 148H159ZM235 146H236V145H235ZM239 146H240V145H239ZM253 146H254V145H253ZM14 147H16V146H14ZM39 147H40V146H39ZM49 147H50V146H49ZM51 147H50V148H51ZM57 147H58V146H57ZM83 147H85V146H83ZM83 147H82V148H83ZM87 147H88V146H87ZM241 147H242V145H241ZM262 147H264V146H262ZM9 148H11V147H9ZM36 148H37V147H36ZM41 148H43V150H44L45 147H43V145H42ZM54 148H55V147H54ZM79 148H80V147H79ZM91 148H92V147H91ZM98 148H99V146H98ZM103 148H104V147H103ZM108 148H109V147H108ZM115 148H117V146H116ZM115 148H114V149H115ZM222 148H223V147H222ZM222 148H221V149H222ZM229 148H230V147H229ZM4 149H5V148L3 147V150H4ZM6 149H8V148L6 147ZM11 149H12V148H11ZM17 149H18V148H17ZM19 149H20V148H19ZM19 149H18V150H19ZM45 149H46V148H45ZM47 149H48V148H47ZM59 149H61V148H59ZM76 149H78V148H76ZM84 149H86V148H84ZM89 149H90V148H89ZM89 149H88V150H89ZM93 149H94V148H93ZM110 149H111V147H110L108 150H110ZM230 149H231V148H230ZM237 149H238V151H239V148H237ZM1 150H2V149H1ZM20 150H21V149H20ZM29 150H30V149H29ZM34 150H35V149H33V151H34ZM50 150H51V149H50ZM88 150H87V151H88ZM94 150H95V149H94ZM106 150H107V149H106ZM106 150H105V152H106ZM115 150H116V149H115ZM161 150H163V147L161 148ZM231 150H232V149H231ZM241 150H243V149H241ZM262 150H264V148H263ZM262 150H261V151H262ZM7 151H8V150H7ZM10 151H11V150H10ZM33 151H30V152H33ZM41 151H42V150H41ZM46 151H47V150H46ZM53 151H54V149L52 150V152H53ZM61 151H62V150H61ZM61 151H60V152H61ZM76 151L78 152L79 150H76ZM82 151H83V150H82ZM91 151H92V149H91ZM97 151H98V149H97ZM113 151H114V150H113ZM113 151H112V152H113ZM232 151H233V150H232ZM251 151H252V150H251ZM259 151H260V150H259ZM261 151H260V152H261ZM5 152H6V150H5ZM5 152H3V153H5ZM17 152H19V151H17ZM68 152H69V151H68ZM74 152H75V151H74ZM157 152H160V148H159V151L157 150ZM227 152H228V151H227ZM239 152H240V151H239ZM253 152H255V151H252V153H253ZM257 152H258V151H257ZM3 153H2V154L0 153L1 156L4 155ZM7 153H8V152H7ZM7 153H6V154H7ZM9 153H10V152H9ZM15 153H16V152H15ZM44 153H45V152H44ZM46 153H47V152H46ZM46 153H45V155L47 156ZM50 153H51V152L48 150V156L50 155ZM92 153H94V152H92ZM107 153H108V152H107ZM109 153H110L109 155L112 156L111 152H109ZM160 153H162V152H160ZM232 153L234 154V151H233ZM244 153H245V152H244ZM244 153H243V154H239V155L236 154V157H237V158L235 157V159H234V161H233L235 164H237V166H236V165L234 166L235 170H238V171H239V169H241V168H242V170H243V168H248L247 165H248V160H249V157H248V153H249V151H248L246 154H244ZM10 154H13V153H10ZM21 154L25 155L24 152H21ZM21 154H20V155H21ZM27 154H28V153H27ZM32 154H33V153H32ZM32 154H31V155H32ZM35 154H36V153H35ZM51 154H53V156H54V154L57 155V154H59V153H51ZM95 154H97V153H95ZM233 154H232V155H233ZM262 154H263V153H262ZM8 155H9V154H8ZM20 155H19V156H20ZM23 155H22V156H23ZM38 155H39V154H38ZM60 155H61V153H60ZM60 155H58V156H60ZM104 155H105V154H104ZM155 155H156V154H155ZM155 155H154L153 157H155ZM158 155H159V154H158ZM17 156H18V155H17ZM42 156H44V154H42ZM51 156H52V155H50L49 157H45V158H52ZM62 156H63V155H62ZM156 156H157V155H156ZM234 156H235V154H234ZM263 156H264V155H263ZM2 157H3V156H2ZM12 157H13V156H11V158H12ZM23 157H25V156H23ZM36 157H37V155H36ZM40 157H41V156H40ZM64 157H65V155H64ZM83 157H84V156H83ZM159 157H161V156L159 155ZM232 157H233V156H232ZM6 158H7V157H6ZM15 158H16V157H15ZM20 158H21V157H19V159L17 158V159H18V162L20 161ZM28 158H29V157H27V159H28ZM30 158H32L33 160H36V159L33 158L32 156H31ZM37 158H38V157H37ZM111 158H112V157H111ZM216 158H217V157H216ZM228 158H229V157H228ZM3 159H4V158H3ZM3 159H2V160H3ZM7 159H8V158H7ZM7 159H6V160H7ZM13 159H14V158H13ZM13 159H12V160H13ZM17 159H16V160H17ZM23 159H24V158H23ZM32 159H31V160H32ZM58 159H59V158H58ZM58 159H57V160H58ZM64 159H66V158H64ZM80 159H81V158H80ZM114 159H115V158H114ZM114 159H113V160H114ZM119 159H120V158H119ZM119 159H117V160H119ZM218 159H219V158H218ZM229 159H230V158H229ZM232 159H233V158H232ZM0 160H1V159H0ZM4 160H5V159H4ZM4 160H3V161H4ZM9 160H10V159H9ZM16 160L14 159V161H15L14 164H16V162H17ZM25 160H26V158H25ZM33 160H32V161H33ZM37 160H38V159H37ZM39 160H41V159L39 158ZM39 160H38V162L40 163L41 161H39ZM110 160H112V159H110ZM113 160H112V161H113ZM115 160H116V159H115ZM120 160H121V159H120ZM154 160H159V159H156V158H155ZM220 160H222V159H220ZM223 160H224V159H223ZM223 160H222V161H223ZM225 160L229 161L228 159H225ZM7 161H8V160H7ZM27 161H28V160H27ZM32 161H31V162H32ZM42 161H43V160H42ZM54 161H55V160H54ZM54 161H53V162H54ZM108 161H109V159H108ZM222 161H221V162H222ZM4 162H5V161H4ZM59 162H60V161H59ZM59 162H58V163H59ZM62 162H63V159H62V161H61V164H62ZM64 162H65V161H64ZM78 162H79V161H78ZM80 162H81V161H80ZM100 162H101V161H100ZM114 162H115V161H114ZM119 162H121V161H119ZM153 162H154V161H153ZM157 162H158V161H157ZM157 162H156V163H157ZM212 162H213V160H212ZM212 162H211V163H212ZM230 162H232V161L230 160ZM8 163H9V162H7V164L4 163V164H6V166H5L6 169H7ZM22 163H23V162H22V160H21V163H20V164H17V168H16L15 171H16V173H18V174H16V176H14V177H11L12 175H11V176H10V175H6L5 172L3 173V171L0 170L3 174L6 175V176L3 175V176L0 177V230H2V231H4V232H8V233H11V232H12V233H16V234H17L16 236L20 235V233L22 234V232H25L27 229H31V226H32L31 221L33 220V213H30V207H31V204H33L34 201L37 199V191L39 190V188H42L43 191H46V192H47V191L50 190L49 187H50V182H51V181H50L49 183H47L46 181H44V178H43L42 175H43V173H45V172H43V171H40L42 175H40L39 178H38V175L36 176V174H33L34 177L38 178V180H33V178H32V180H30L31 178L28 179L29 177H28L27 179L24 178V176H23V175H24L23 167H25V165L23 166ZM35 163H36V162H35ZM54 163H55V162H54ZM75 163H76V162H75ZM81 163H82V162H81ZM84 163H85V162H84ZM103 163H104V162H103ZM105 163H106V162H105ZM124 163H125V161H124ZM124 163H123V164H124ZM126 163H127V161H126ZM214 163H215V162H214ZM218 163H219V162H218ZM251 163H252V162H251ZM251 163H250V164H251ZM9 164H10V163H9ZM11 164H12V163H11ZM43 164H44V163H43ZM43 164H42V165H43ZM47 164H48V163H46V164H44V165L47 166ZM49 164H50V163H49ZM56 164H57V163H56ZM72 164H74V163H72ZM77 164H78V163H77ZM113 164H114V163H113ZM207 164H209V162H208ZM225 164H226V163H225ZM228 164H230V163H228ZM232 164H233V163H232ZM250 164H249V166H251ZM42 165H41V166H42ZM44 165H43V166H44ZM57 165H58V164H57ZM74 165H75V164H74ZM84 165H85V164H84ZM87 165L89 166V164H87ZM94 165H95V164H94ZM100 165H101V164H100ZM115 165H116V164H115ZM125 165H126V164H125ZM38 166H39V165H38ZM38 166H37V169L41 167V166H40V167H38ZM43 166H42V167H43ZM49 166H52V164H50ZM54 166H55V165H54ZM66 166H67V165H66ZM103 166H104V165H103ZM26 167H27V166H26ZM30 167H32V166H30ZM42 167H41V168H42ZM52 167H53V166H52ZM83 167H84V166H83ZM90 167H92V166H90ZM209 167H210V166H209ZM211 167H212V166H211ZM211 167H210V168H211ZM213 167L215 168V166H213ZM224 167H225V166H224ZM228 167H229V166H228ZM261 167H264V165H262ZM0 168H1V166H0ZM8 168L10 169V167H8ZM34 168H36V167H34ZM41 168H40V170H41ZM45 168H46V167H45ZM49 168H50V167H49ZM64 168H65V167H64ZM66 168H67V167H66ZM86 168H87V167H86ZM86 168H85V170H87ZM103 168H104V167H103ZM222 168H223V165H222ZM225 168H226V167H225ZM225 168H224V169H225ZM234 168H233V169H234ZM250 168H251V167H250ZM6 169H5V170H6ZM12 169H13V168H12ZM32 169H33V168H32ZM54 169H55V168H54ZM58 169H59V168H58ZM62 169H63V168H62ZM73 169H74V167H73ZM92 169H94V168H91V171L96 170V169H94V170H92ZM104 169H105V168H104ZM226 169H227V168H226ZM230 169H231V168H230ZM233 169H232L231 171H233ZM248 169H249V168H248ZM262 169H263V168H262ZM3 170H4V169H3ZM43 170H44V169H43ZM47 170H48V169H47ZM47 170H45V171H47ZM52 170H53V169H52ZM52 170H51V171H52ZM56 170H57V169H56ZM56 170H54V171H56ZM59 170H60V169H59ZM59 170H58V171H59ZM70 170H71V169H70ZM76 170H78V169H75V171H76ZM208 170H209V169H208ZM222 170H223V169H222ZM242 170H241V171H242ZM13 171H14V170H13ZM37 171H38V170H37ZM64 171H65V169H64ZM81 171H82V169H81ZM87 171H88V170H87ZM87 171H85V172H87ZM97 171H99V170H96V172H97ZM104 171H105V170H104ZM213 171H214V170H213ZM229 171H230V170H229ZM241 171H239V172H241ZM259 171H260V170H259ZM34 172H35V171H34ZM38 172H39V171H38ZM42 172H43V173H42ZM49 172H50V171H49ZM68 172H70V171L68 170ZM100 172H102V170H101ZM209 172H210V171H209ZM217 172H218V171H217ZM223 172H224V171H223ZM242 172H244V171H242ZM242 172H241V174L239 173L240 176L242 175ZM248 172H249V170H248ZM253 172H254V171H253ZM253 172H251V174H253ZM8 173H9V172H8ZM10 173H11V172H10ZM13 173H14V172H13ZM36 173H37V172H36ZM46 173H47V172H46ZM46 173H45L44 175H46ZM65 173H66V172H65ZM65 173H64V174H65ZM87 173H88V172H87ZM246 173H247V172H246ZM246 173H245V174H246ZM258 173H259V172H258ZM262 173H263V172H262ZM38 174H39V173H38ZM47 174H48V173H47ZM50 174H51V173H50ZM78 174H79V173H78ZM97 174H98V172H97ZM213 174H214V173H213ZM213 174H212V172H211V175H213ZM225 174H226V173H225ZM251 174H250V175H251ZM259 174H260V173H259ZM259 174H258V176H259ZM29 175H30V174H29ZM29 175H28V176H29ZM33 175H32V177H33ZM56 175H57V174H56ZM59 175H60V174H59ZM67 175H68V174H67ZM83 175H85V174H83ZM83 175H82V176H83ZM206 175H207V174H206ZM214 175H215V174H214ZM237 175H238V174H237ZM237 175H236V176H237ZM52 176H53V175H52ZM52 176H51V178H52ZM54 176H55V174H54ZM82 176H81V177H82ZM219 176H220V175H219ZM225 176H226V175H225ZM248 176H249V175L247 174V177H248ZM251 176H252V175H251ZM251 176H249L248 178L251 179V178H252ZM261 176H263V175L260 174V178H261ZM26 177H27V176H26ZM47 177H49V176H46V178H47ZM67 177H68V176H67ZM78 177H79V176H78ZM85 177H86V176H85ZM209 177H210V176H209ZM220 177H221V176H220ZM247 177H246V178H247ZM250 177H251V178H250ZM40 178H41V180H40ZM46 178H45V179H46ZM64 178H65V177H64ZM82 178H83V177H82ZM207 178H208V177H207ZM216 178H218V177H216ZM222 178H223V177H222ZM222 178H221V179H222ZM232 178H233V177H232ZM240 178H241V177H240ZM34 179H35V178H34ZM47 179H48V178H47ZM47 179H46V180H47ZM234 179H235V178H234ZM252 179H253V178H252ZM262 179H264V176H263ZM48 180H49V179H48ZM54 180H56V178H55ZM85 180H86V179H85ZM165 180H166V179L164 178L163 182H164ZM207 180H208V179H207ZM245 180H246V179H245ZM93 181L95 182V180H93ZM212 181H213V180H212ZM215 181H217V179L214 180L213 182H215ZM235 181H236V180H235ZM235 181H234V182H235ZM240 181H241V179H240ZM247 181H248V180H247ZM247 181H245V182L247 183ZM54 182H55V181H54ZM54 182H53V183H54ZM56 182H57V181H56ZM56 182H55V183H56ZM82 182H84V181H82ZM94 182H93V183H94ZM96 182H97V181H96ZM218 182H221V181L218 180ZM53 183H52V184H53ZM57 183H58V182H57ZM57 183H56V186H57ZM66 183H67V181H66ZM84 183H85V182H84ZM89 183H91V182H89ZM99 183H100V182H99ZM215 183H216V182H215ZM222 183H223V182H221V184H222ZM228 183H229V182H228ZM228 183H226V184H228ZM250 183H251V181H250ZM252 183L255 184V182H252ZM252 183H251V185H252ZM62 184H63V183H62ZM164 184H166V182H165ZM208 184H209V182H208ZM221 184H220V186H221ZM242 184H244V182H243ZM93 185H94V184H93ZM168 185H169V184H168ZM168 185H167V186H168ZM210 185H211V184H210ZM229 185H230V184H229ZM232 185L238 186V185H236V183H234V184L232 183ZM244 185L246 186V184H244ZM247 185H248V184H247ZM249 185H250V184H249ZM249 185L246 186V187H244V186L241 187L242 189L244 188L243 191H242L243 194H242V193H239V194H240V195H239V194L237 193V195H239V197L241 196V194H242V195H245V197H246L245 200H246V201H249L250 198H253V197H251L252 194L250 195V190L252 191L253 189H251V187H252V186L254 187L255 185H252L251 187H249ZM262 185H264V183H263ZM79 186H80V185H79ZM87 186H88V185H87ZM91 186H92V185H91ZM100 186H101V184H100ZM241 186H242V185H241ZM80 187H81V186H80ZM93 187H96V186H93ZM101 187H102V186H101ZM226 187H228V186L226 185ZM231 187H232V186H231ZM256 187H257V186H256ZM256 187H255V190H256ZM77 188H78V187H77ZM91 188H92V187H91ZM150 188H151V187H149V189H150ZM168 188H169V186H168ZM218 188H219V187H218ZM218 188H217V189H218ZM224 188H225V187H224ZM261 188H262V187H261ZM62 189H63V188H62ZM84 189H87V188H84ZM169 189H170V188H169ZM169 189H168V192L172 190V189H171V190H169ZM205 189H206V188H205ZM217 189H216V190H217ZM219 189H220V188H219ZM225 189H226V188H225ZM239 189H240V188H239ZM52 190H54V188H53ZM58 190H59V188H58ZM150 190H152V188H151ZM150 190H149V191H150ZM226 190H227V189H226ZM228 190H229V189H228ZM228 190H227V191H228ZM56 191H57V188H56ZM60 191H61V190H60ZM84 191H85V190H84ZM86 191H87V190H86ZM139 191H140V189H139ZM141 191H142V190H141ZM203 191H204V190H203ZM234 191H235V189H234ZM234 191H232V193H233ZM253 191H254V190H253ZM41 192H42V191H41ZM51 192H53V191H51ZM54 192H55V191H54ZM54 192H53V193H54ZM87 192H88V191H87ZM142 192H143V191H142ZM146 192H147V191H146ZM146 192H145V193H146ZM217 192H218V191H217ZM254 192H256V191H254ZM257 192H258V191H257ZM43 193H44V192H43ZM57 193H58V192H57ZM77 193H79V192L77 191ZM82 193H83V192H82ZM89 193H90V192H89ZM171 193H173V192L171 191ZM229 193H231V191H230ZM235 193H236V192H235ZM251 193H252V192H251ZM48 194H49V193H48ZM58 194H59V193H58ZM74 194H75V193H74ZM139 194H140V193H139ZM142 194H144V193H142ZM208 194H209V192H208ZM215 194H216V193H215ZM217 194H218V193H217ZM219 194H220V193H219ZM253 194H254V193H253ZM46 195H47V193H46ZM51 195H52V193H51ZM80 195H81V194H80ZM169 195H171V194H169ZM172 195H173V194H172ZM44 196H45V195H44ZM44 196H43V197H44ZM49 196H50V195H49ZM53 196H54V195H53ZM60 196H61V195H60ZM75 196H76V194H75ZM216 196H217V195H216ZM218 196H219V195H218ZM58 197H59V196H58ZM80 197H81V196H80ZM138 197H139V196H138ZM144 197H145V196H144ZM147 197H148V196H147ZM147 197H146V198H147ZM172 197L174 198V196H172ZM177 197H178V196H177ZM177 197H176V198H177ZM196 197H197V196H196ZM209 197H210V196H209ZM214 197H215V196H214ZM222 197H223V196H222ZM227 197H228V196H227ZM237 197H238V196H237ZM237 197H236V200H238ZM59 198H60V197H59ZM142 198H143V197H142ZM148 198H149V197H148ZM157 198H158V197H157ZM199 198H200V196H199ZM199 198H198V199H199ZM230 198H231V197H230ZM243 198H244V197H243ZM248 198H249V199H248ZM11 199H12V200H11ZM49 199H52V198H49ZM54 199H56V198H54ZM132 199H134V197H133ZM135 199H136L135 201H139V198H138V200H137V198H135ZM153 199H154V198H153ZM158 199H159V198H158ZM177 199H178V198H177ZM180 199H181V198H180ZM180 199H179V200H180ZM198 199H197V200H198ZM213 199H214V198H213ZM239 199H242V196H241V198H239ZM155 200H156V199H155ZM210 200H211V199H210ZM215 200H216V198H215ZM230 200H232V201L229 202V203H224V204H220V203H219V204H220V205H219L220 207L218 208V213L210 212V211L207 212V213H206V212L202 213V212H201L202 210L198 212V215H200V216H204V217H206V218L209 217L208 219H210L211 216H214L215 214L220 215V217H221L222 219L220 218L221 220H219V221L217 220V223H216V224H214V222H212L213 220L211 221V223H213L214 225H216V227L218 226V228H220L219 230H221V231L223 232L222 235H220V238H219V244H220V245H223L224 242H225V238H226L231 232L234 231V226H235V223H236L235 220L233 221V220L231 219L232 221L230 220V222H229V221L225 218L226 213H228L229 211H231V210L233 209V204L235 203V195H233L232 199H230ZM43 201H44V200H43ZM56 201H57V200H56ZM133 201H134V200H133ZM133 201H132V202H133ZM148 201H149V200H148ZM200 201H201V200H200ZM207 201H209V200H207ZM211 201H212V200H211ZM220 201H221V198H220ZM223 201H224V200H223ZM228 201H229V200H228ZM251 201H252V200H251ZM253 201H254L253 204H249V205H247V207H246L245 210H244V208H242L240 211L243 212V210H244L245 212H247V211H250L251 209H254V207H257V206H259L261 203H263V201H264V197H263V198H262V197H261V198H257L256 200H253ZM253 201H252V202H253ZM32 202H33V203H32ZM132 202H131V203H132ZM176 202H177V201H176ZM182 202H183V201H182ZM186 202H187V201H186ZM188 202H190V201H188ZM188 202H187V203H188ZM198 202H199V201H196V202H195V203L197 204L196 206H198ZM217 202H219V201H216V203H217ZM225 202H226V201H225ZM236 202H237V201H236ZM240 202H241V201H240ZM39 203H40V202H39ZM39 203H38V204H39ZM41 203H42V202H41ZM134 203H135V202H134ZM152 203H153V202H152ZM157 203H158V201H157ZM173 203H174V202H173ZM190 203H191V202H190ZM238 203H239V202H238ZM241 203H242V202H241ZM42 204H43V203H42ZM96 204H97V203H96ZM140 204H141V203H140ZM143 204H144V203H143ZM153 204H154V203H153ZM175 204H176V203H175ZM191 204H192V203H191ZM207 204H208V203H207ZM213 204H214V203H213ZM235 204H236V203H235ZM36 205H37V204H36ZM94 205H95V204H94ZM136 205H138L137 202H136ZM154 205H155V204H154ZM173 205H174V204H173ZM173 205H172V207H170V205H169V206H166V208H167V207H170V208L172 209V208H173ZM184 205H185V204H184ZM184 205H183V209L187 208V207H185L186 205H185V206H184ZM210 205H211V203H210ZM217 205H218V204H217ZM40 206H42V205H40ZM44 206H45V205H44ZM61 206H62V205H61ZM90 206H91V205H90ZM98 206H99V205H97V207H98ZM132 206H133V203H132L131 207H132ZM175 206H176V205H175ZM194 206H195V205H194ZM206 206H208V209H210L212 205L210 206V208H209V204L206 205ZM206 206H205V208L207 209ZM33 207H34V206H33ZM36 207H37V206H36ZM49 207H50V206H49ZM57 207H59V205H58ZM97 207H96V208H97ZM100 207H101V205H100ZM100 207H99V208H100ZM131 207H130V209H131ZM134 207H135V206H134ZM179 207H180V206H179ZM179 207H177L178 210H179ZM184 207H185V208H184ZM203 207H204V206H203ZM215 207H216V205H215ZM217 207H218V206H217ZM46 208H48V206H47ZM46 208H45V209H46ZM62 208H63V207H62ZM87 208L89 209V207H87ZM91 208L93 209L94 207L91 206ZM160 208L163 209V207H160ZM164 208H165V206H164ZM174 208H175V207H174ZM174 208H173V209H174ZM189 208H190V207H189ZM191 208L193 209V207H191ZM199 208H201V207H199ZM205 208H204V209H205ZM234 208H235V207H234ZM11 209H13V210L16 212L15 215H13V214L10 212ZM32 209H33V208H32ZM34 209H35V208H34ZM38 209H39V208H38ZM50 209H51V208H50ZM81 209H82V208H81ZM88 209H86V210H88ZM94 209H95V208H94ZM133 209H134V208H133ZM133 209H132V210H133ZM137 209H138V208H137ZM162 209H161V210H162ZM173 209H172V211H173ZM183 209H180V211H181V210L183 211ZM201 209H202V208H201ZM213 209H214V208H213ZM213 209H212V210H213ZM36 210H37V209H36ZM43 210H44V209H43ZM43 210H42V211H43ZM54 210H56V209H54ZM54 210H53V211H54ZM57 210H58V209H57ZM97 210H99V209H97ZM97 210L95 209L94 212L97 211ZM100 210H101V209H100ZM134 210H135V209H134ZM134 210H133V211H134ZM164 210H166V209H164ZM167 210H168V209H167ZM174 210H176V209H174ZM194 210H195V208H194ZM194 210H193V211H194ZM199 210H200V209H199ZM233 210H234V209H233ZM14 211H13V213H14ZM51 211H52V210H51ZM53 211H52V212H53ZM62 211H63V210H62ZM62 211H61V213H62ZM89 211H91V209H90ZM89 211H88V212H89ZM159 211H160V209H159ZM162 211H163V210H162ZM162 211H161V212H162ZM172 211H171V212H172ZM176 211H177V210H176ZM185 211L188 213V208H187ZM185 211H184V213H185ZM189 211H190V209H189ZM191 211H192V210H191ZM205 211H208V210H205ZM213 211H214V210H213ZM215 211H216V210H215ZM40 212H41V211H40ZM45 212H46V211H45ZM45 212H44V213H45ZM47 212H48V211H47ZM55 212H56V211H55ZM59 212H60V210H59ZM86 212H87V211H86ZM91 212H92V211H91ZM91 212H90V213H91ZM100 212H101V211H100ZM173 212H174V211H173ZM178 212H179V211H178ZM53 213H54V212H53ZM57 213H58V212H57ZM57 213H56V214H55V213L53 214V215H55L54 220H56V218L58 217V216H56ZM61 213H60V214H61ZM96 213H99V212H96ZM96 213H95V214H96ZM162 213H163V212H162ZM169 213H170V212H169ZM184 213H181V214H184ZM192 213H193V212H192ZM205 213H206V214H205ZM41 214H42V212H41ZM41 214H39V215H41ZM46 214H47V213H46ZM48 214H49V212H48ZM48 214H47V215H48ZM58 214H59V213H58ZM60 214H59V215H60ZM87 214H88V213H87ZM87 214H86V215H87ZM91 214L93 215V213H91ZM95 214H94V215H95ZM100 214H101V213H100ZM172 214H173V213H172ZM61 215H62V214H61ZM94 215H93V216H94ZM151 215H152V214H151ZM176 215H178V214H176ZM179 215H180V213H179ZM41 216H43V215H41ZM48 216H49V215H48ZM89 216H90V214H89ZM96 216H98V215H96ZM96 216H95V218L97 219ZM128 216H131V215H128ZM188 216H190V215H188ZM87 217H88V215H87ZM183 217H184V216H183ZM185 217H186V216H185ZM193 217H194V216H193ZM36 218H37V217H36ZM60 218H61V217H60ZM89 218H90V217H89ZM95 218H92V219H95ZM98 218H99V217H98ZM100 218H101V217H100ZM126 218H128V217H126ZM135 218H136V217H135ZM163 218H164V217H163ZM181 218H182V217H181ZM216 218H217V217H216ZM229 218H230V217H229ZM42 219H44V218H42ZM42 219H41V220H42ZM101 219H102V218H101ZM101 219H100V220H101ZM114 219H115V218H114ZM118 219H119V218H118ZM152 219H155V218H153V216H152ZM160 219H161V218H160ZM212 219H213V218H212ZM39 220H40V219H39ZM47 220H48V219H47ZM57 220H59V218H58ZM78 220H79V219H78ZM81 220H82V218H81ZM86 220H87V218H86ZM89 220H91V219H89ZM98 220H99V219H98ZM100 220H99V222H101ZM115 220H117V219H115ZM129 220H134V217H133V219H132V216H131V218H130ZM182 220H183V219H182ZM186 220H189V219H186ZM50 221H51V220H50ZM61 221H62V220H61ZM61 221H60V222H61ZM73 221H75V220H73ZM73 221H72V222H73ZM84 221H85V220H84ZM95 221H96V220H95ZM95 221H94L93 223H95ZM105 221H106V220H105ZM126 221H128V220L126 219ZM175 221H176V220H175ZM191 221H192V220H191ZM36 222H37V219H36ZM36 222H35L34 224H36ZM41 222L43 223L44 221L42 220ZM46 222H47V221H46ZM46 222H45V224H42V225H43V226L46 225ZM51 222L54 224V225H52V226L54 227V226H55V223H54L53 221H51ZM72 222H71V223H72ZM82 222H83V221H82ZM85 222H87V221H85ZM85 222H84V223H85ZM89 222H90V221H89ZM91 222H92V221H91ZM118 222H119V221H118ZM124 222H125V221H124ZM133 222H134V221H132V223H133ZM164 222H165V221H164ZM176 222H177V221H176ZM209 222H210V221H209ZM215 222H216V221H215ZM228 222H229V223H228ZM32 223H33V222H32ZM61 223H62V222H61ZM77 223H80V222L78 221ZM111 223H113V222H111ZM111 223H110V225H111ZM114 223H115V222H114ZM180 223H181V222H180ZM199 223H200V222H199ZM40 224H41V223H40ZM90 224H91V223H90ZM134 224H135V223H134ZM139 224H140V223H139ZM143 224H145V223H143ZM156 224H157V223H156ZM184 224H185V223H184ZM49 225H50V224L48 223L47 226H49ZM56 225H57V224H56ZM59 225H60V224H58V226H59ZM62 225H65L64 222H63ZM79 225H80V224H79ZM79 225H77V226H79ZM82 225H83V224H82ZM82 225H81V226H82ZM87 225H88V224H87ZM108 225H109V224H108ZM150 225H151V224H150ZM150 225H149V226H150ZM160 225H161V224H160ZM179 225H180V224H179ZM195 225H196V224H195ZM35 226H36V225H35ZM35 226H34V228H35ZM37 226H39V225H37ZM37 226H36V228H38ZM40 226H41V225H40ZM40 226H39V227H40ZM71 226H72V225H70L68 228H70ZM75 226H76V225H75ZM84 226H85V225H84ZM103 226H104V225H103ZM135 226H136V225H135ZM153 226H154V225H153ZM199 226H200V225H199ZM29 227H30V228H29ZM45 227H46V226H45ZM49 227H51V225H50ZM65 227H67V226H65ZM97 227H98V226H97ZM99 227H100V226H99ZM101 227H102V226H101ZM106 227H107V226H106ZM130 227H131V226H130ZM133 227H134V226H133ZM154 227H155V226H154ZM206 227H207V226H206ZM47 228H48V227H47ZM68 228H67V229H68ZM73 228H74V227H73ZM49 229H50V228H49ZM74 229H76V228H74ZM134 229H136V230L139 231V232H141V231H145V228H141V227H140V228H134ZM153 229H154V228H153ZM166 229H167V228H166ZM32 230H33V229H32ZM53 230H54V229H53ZM63 230H64V229H63ZM80 230H81V229H80ZM109 230H111V229H109ZM115 230H116V229H115ZM215 230H216V229H215ZM253 230H254V228H251V229L248 228V229H243L242 231H239V234L237 235V237H238V242H237L236 246L233 248V249H234V251H233L234 254L231 256V259H230L231 261H232V260H233V261L241 260L242 258L245 259V258H248V257L250 258L251 255L249 256V253L255 255V252L252 251V249H256V248H257V244H256V242H255V238H254V236H253L252 233H251ZM30 231H31V230H30ZM65 231H66V230H65ZM69 231H70V230H69ZM72 231H74V230H72ZM147 231H148V230H147ZM48 232H49V231H48ZM48 232H47V233H48ZM84 232H85V231H84ZM84 232H83V233H84ZM164 232H165V231H164ZM0 233H1V232H0ZM45 233H46V232H45ZM94 233H95V232H94ZM142 233H143V232H142ZM149 233H150V232H149ZM2 234H3V233H2ZM27 234H28V233H27ZM72 234H73V233H72ZM90 234H91V233H90ZM8 235H9V234H8ZM10 235H11V234H10ZM200 235H201V234H199V236H200ZM21 236H22V235H21ZM67 236H68V235H67ZM199 236H198V239H199L200 241H202L201 239H203V238L200 237V238H201V239H200ZM203 236H204V235H203ZM210 236H211V235H210ZM230 236H235V235H234V234H231ZM4 237H6V236H4ZM4 237H2V236L0 235V260H1V261H2V259H4L5 257L8 258V257H13V256H14L13 259H12V262L14 261L13 264H15V263H16V264H22V259H23L24 257H26V256L29 257V259H31V261H32L33 259L35 260V256H34L33 253H32V250H33V247H32V246L24 245V244H23L22 242H20V241H12V240H10V239H7L8 236H7L6 238H4ZM62 237H63V236H62ZM62 237H61V238H62ZM87 237H88V236H87ZM195 237H196V236H195ZM207 237H209V236H207ZM15 238H17V237H15ZM21 238H22V237H21ZM26 238H27V237H26ZM30 238H31V237H30ZM63 238H64V237H63ZM63 238H62V239H63ZM85 238H86V236H85ZM91 238H92V237H91ZM213 238H214V237H213ZM12 239H14V237H12ZM86 239H87V238H86ZM191 239H192V241H193V238H191ZM196 239H197V238H196ZM196 239H195V240H196ZM211 239H212V238H211ZM211 239H210V240H211ZM18 240H21V239H18ZM88 240H89V239H88ZM119 240H120V239H119ZM179 240H180V239H179ZM183 240H184V239H182V241H183ZM199 240H198V241H199ZM217 240H218V239H217ZM22 241H23V240H22ZM26 241H27V240H26ZM32 241H33V240H32ZM38 241H39V240H38ZM56 241H58V239H57ZM61 241H62V240H61ZM69 241H70V240H69ZM76 241H77V238H76ZM180 241H181V240H180ZM36 242H37V241H36ZM36 242H35V243H36ZM53 242H54V241H53ZM53 242H52V243H53ZM70 242H71V241H70ZM72 242H73V241H72ZM100 242H101V241H100ZM100 242H98V243H100ZM104 242H105V241H104ZM106 242H107V241H106ZM185 242H186V241H185ZM195 242H196V241H195ZM204 242H205V241H204ZM207 242H209V238H208V241H207ZM212 242H213V239H212ZM214 242H215V241H214ZM63 243H64V242H63ZM109 243H110V241H109ZM112 243H113V242H112ZM112 243H111V244H112ZM117 243H118V242H117ZM119 243H120V242H119ZM175 243H176V242H175ZM183 243H184V242H183ZM186 243L188 244V242H186ZM186 243H184V245H185ZM209 243H210V242H209ZM32 244H33V243H32ZM32 244H30V245H32ZM37 244H38V242H37ZM39 244H41V243L39 242ZM113 244H115V242H114ZM113 244H112V245H113ZM143 244H144V243H143ZM143 244H140V247H141ZM150 244H151V243H150ZM153 244H154V243H153ZM155 244H156V243H155ZM176 244H177V243H176ZM198 244H199V243H198ZM202 244H203V243H202ZM214 244H215V243H214ZM214 244H213V245H214ZM241 244H243V246H241ZM55 245H56V244H55ZM61 245H62V244H61ZM94 245H95V244H94ZM101 245H103V244L101 243ZM105 245H106V244H105ZM112 245H111V246H112ZM119 245H120V244H119ZM121 245H122V244H121ZM124 245H125V244H124ZM147 245H148V244H147ZM151 245H152V244H151ZM151 245H150V247H151ZM177 245H178V244H177ZM199 245H201V244H199ZM207 245H208V244H207ZM211 245H212V244H211ZM37 246H38V245H37ZM113 246H114V245H113ZM122 246H123V245H122ZM122 246H121V247H122ZM194 246H195V245H194ZM216 246H217V245H216ZM245 246L249 247V249H250L249 252H247V251L243 248V247H245ZM46 247L48 248V246H46ZM94 247H95V246H94ZM102 247H103V246H102ZM114 247H116V245H115ZM126 247H127V246H126ZM142 247H143V246H142ZM154 247H155V246H154ZM162 247H163V246H162ZM169 247L171 248L170 245H169ZM175 247H176V245H174V248H175ZM184 247H185V246H184ZM186 247H187V245H186ZM188 247L191 248L190 244H189ZM195 247H196V246H195ZM198 247H199V246H198ZM34 248H35V246H34ZM38 248H39V247H38ZM38 248H37V249H38ZM41 248H43V247H41ZM49 248H50V246H49ZM61 248H62V246H61ZM91 248H92V247H90V250H91ZM95 248H96V247H95ZM111 248H112V247H111ZM172 248H173V247H172ZM174 248H173V249H174ZM180 248H181V243H180ZM182 248H183V247H182ZM182 248H181V250H183ZM199 248H200V247H199ZM201 248H203V247H201ZM201 248H200V249H201ZM209 248H210V247H209ZM209 248H208V249H209ZM251 248H252V249H251ZM43 249H46V248H43ZM43 249H42V250H43ZM55 249H57V248H55ZM58 249H59V248H58ZM63 249H64V248H63ZM63 249H62V250H63ZM86 249H88V248H86ZM98 249H99V248H98ZM106 249H107V248H106ZM114 249H115V248H114ZM120 249H121V248H120ZM120 249H119V250H120ZM124 249H125V248H124ZM132 249L135 250V248H132ZM137 249H138V248L136 247V250H137ZM144 249H145V246H144ZM150 249H151V248H150ZM166 249H167V248H166ZM185 249H186V248H185ZM187 249H188V248H187ZM192 249H193V247H192ZM196 249H197V247H196ZM216 249H217V248H216ZM38 250H39V249H38ZM84 250H85V249H84ZM84 250H83V252H84ZM93 250H94V249H92V251H93ZM147 250H148V248H147ZM152 250H153V249H152ZM160 250H162L161 247H160ZM163 250H164V249H163ZM163 250H162V254L164 255L165 253H163ZM169 250H170V249H169ZM178 250H179V249H177V250L175 249V251H178ZM181 250H180V251H181ZM189 250H190V249H189ZM209 250H210V252H212L211 249H209ZM64 251H65V250H64ZM87 251H88V250H87ZM96 251H97V250H96ZM102 251H104V250H102ZM105 251H108V250H105ZM116 251H117V250H111V249H110L109 252H110L111 254H114V255H115V254L117 253ZM120 251H121V250H120ZM120 251H118V253H119ZM127 251H128V250H127ZM145 251H146V250H145ZM145 251H144V252H145ZM148 251H149V250H148ZM148 251H147V252H148ZM157 251H159V250H157ZM170 251H171V250H170ZM180 251H178V252L180 253ZM192 251H193V250H192ZM38 252H39V251H38ZM49 252H50V251H49ZM55 252H56V250H55ZM83 252H82V254H84ZM89 252H90V251H89ZM89 252H88V253H89ZM124 252H125V251H124ZM142 252H143V251H142ZM142 252H141V253H142ZM155 252H156V251H155ZM164 252H165V251H164ZM166 252H167V250H166ZM31 253H32V254H31ZM36 253H37V250H36ZM58 253H59V252H58ZM61 253H62V251H61ZM64 253H65V252H64ZM85 253H87V252L85 251ZM93 253L95 254V252H93ZM129 253H130V252H129ZM132 253H133V252H132ZM150 253H151V252H150ZM150 253H149V254H150ZM175 253H177V252H175ZM45 254H46V253H45ZM75 254H76V253H75ZM89 254H90V253H89ZM89 254H87V256H89ZM91 254H92V253H91ZM94 254H92V255L94 256ZM100 254H101V253H100ZM106 254H108V253H106ZM106 254H105V255H106ZM119 254H120V253H119ZM119 254H118V255H119ZM124 254H125V253H124ZM133 254H134V253H133ZM142 254H143V253H142ZM154 254H156V253H154ZM158 254H160V252H159ZM158 254L155 256L156 258L158 257ZM42 255H43V257L45 256L44 254H42ZM53 255H54V253H53ZM58 255H61V254H58ZM72 255H73V254H72ZM85 255H86V254H85ZM120 255H121V254H120ZM120 255H119V257H120ZM126 255H127V253H126ZM130 255L132 256V254H130ZM144 255H145V253H144ZM152 255H153V254L151 253V256H152ZM160 255H161V254H160ZM168 255H169V254H168ZM176 255H177V254H176ZM213 255H214V253H213ZM246 255H247L248 257H247ZM261 255H262V254H261ZM37 256H38V254H37ZM47 256H48V255H47ZM55 256H56V255H54L53 257H55ZM61 256H62V255H61ZM61 256H60V257H61ZM78 256H79V255H78ZM78 256H76V257H77L76 259H80V256H79V258H78ZM98 256H99V255H98ZM106 256H108V255H106ZM121 256H122V255H121ZM138 256H139V253H138ZM145 256H146V255H145ZM145 256H143V257L145 258ZM147 256H148V253H147ZM147 256H146L145 259H147ZM151 256H150V258H151ZM153 256H154V255H153ZM245 256H246V257H245ZM3 257H4V258H3ZM38 257H39V256H38ZM60 257H58V258H59L58 260H60ZM95 257H96V256H95ZM95 257H94V258L92 257V259H95ZM99 257H100V256H99ZM103 257H104V256H103ZM103 257H102V258H103ZM113 257H114V256H113ZM123 257H124V256H123ZM123 257H122V258H123ZM126 257H127V256H126ZM128 257H130V256H128ZM155 257H154V259H155ZM164 257H165V256H164ZM7 258H6V259H7ZM72 258H75V257H72ZM88 258H89V257H88ZM90 258H91V255H90ZM105 258L107 259V257H105ZM110 258H111V257L108 258V262H110V264H111L112 261H109ZM115 258H116V257H115ZM122 258H121V259H122ZM124 258H125V257H124ZM139 258H140V257H139ZM144 258H141V259H144ZM148 258H149V257H148ZM150 258H149V259H150ZM166 258H168V257H166ZM184 258H185V257H184ZM262 258H264V257H262ZM25 259H26V258H25ZM55 259H56V258H55ZM64 259H65V258H64ZM68 259L72 261V259H70V258H68ZM68 259H67V262L69 261ZM92 259H91V261L93 262ZM96 259H97V258H96ZM128 259H129V258H128ZM141 259H139V260H141ZM152 259H153V258H152ZM186 259H187V258H186ZM259 259H260V258H259ZM4 260H5V259H4ZM10 260H11V259H10ZM37 260H38V259H37ZM37 260H36V261H37ZM48 260H49V259H48ZM62 260H63V259H62ZM80 260H82V259H80ZM118 260H119V259H118ZM126 260H127V258H126ZM132 260H133V257H132ZM160 260H161V259H160ZM164 260H167V259H164ZM171 260H172V259H171ZM183 260H184V259H183ZM183 260H182V261H183ZM191 260H192V259H190L189 261H191ZM28 261H29V260H28ZM28 261H27V262H28ZM38 261H39V260H38ZM40 261H41V260H40ZM77 261H79V260H77ZM77 261H76V262H77ZM85 261H86V260H85ZM105 261H106V260H105ZM113 261H114V259H113ZM119 261H120V260H119ZM136 261H137V260H136ZM161 261H162V260H161ZM168 261H169V260H168ZM173 261H174V260H173ZM179 261H180V260H178V263H181V264H182V262H181V261L179 262ZM185 261H186V260H185ZM189 261H188V262H189ZM233 261H232V262H233ZM263 261H264V260H263ZM23 262H26V261H23ZM27 262H26V263H27ZM32 262H33V261H32ZM44 262H45V261H44ZM47 262H48V261H47ZM62 262H63V261H62ZM64 262H65V261H64ZM69 262H70V261H69ZM72 262H73V261H72ZM74 262H75V261H74ZM74 262H73V263H74ZM80 262H81V261H80ZM88 262H89V261H87V264H88ZM96 262H97V260H96ZM99 262H100V260H99ZM115 262H116V260H115L113 263H115ZM123 262H124V261H123ZM126 262H127V261H126ZM142 262H143V261H142ZM10 263H11V262H10ZM29 263H30V261H29ZM34 263H35V262H34ZM37 263H39V262H37ZM40 263L44 264L43 262H40ZM45 263H46V262H45ZM89 263H90V262H89ZM94 263H95V262H94ZM97 263H98V262H97ZM97 263H95V264H97ZM103 263H104V261H103ZM105 263H106V262H105ZM128 263L130 264V262H127V264H128ZM131 263H132V262H131ZM140 263H141V262H140ZM146 263L148 264V262H146ZM151 263H152V261H151ZM153 263H154V262H153ZM153 263H152V264H153ZM164 263H165V262H164ZM168 263H169V262H168ZM175 263H177V262L175 261ZM1 264H8V263L5 261V262H2ZM11 264H12V263H11ZM27 264H28V263H27ZM63 264H64V263H63ZM66 264H68V263H66ZM81 264H82V263H81ZM83 264H84V263H83ZM85 264H86V262H85ZM92 264H93V263H92ZM115 264H116V263H115ZM117 264H119V263H117ZM124 264H125V262H124ZM138 264H139V263H138ZM149 264H150V263H149ZM154 264H155V263H154ZM165 264H166V263H165ZM170 264H171V263H170ZM183 264H185V263L183 262Z\"/></svg>",
  "mask_w": 264,
  "mask_h": 264
}]
</instances>
